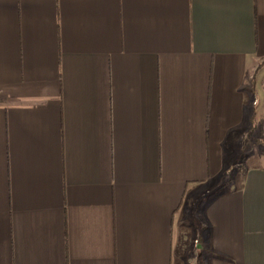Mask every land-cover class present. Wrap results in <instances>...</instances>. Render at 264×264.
Here are the masks:
<instances>
[{
  "label": "crops",
  "instance_id": "0c3cea01",
  "mask_svg": "<svg viewBox=\"0 0 264 264\" xmlns=\"http://www.w3.org/2000/svg\"><path fill=\"white\" fill-rule=\"evenodd\" d=\"M263 140L264 0H0V264H264Z\"/></svg>",
  "mask_w": 264,
  "mask_h": 264
},
{
  "label": "rangeland",
  "instance_id": "374dc122",
  "mask_svg": "<svg viewBox=\"0 0 264 264\" xmlns=\"http://www.w3.org/2000/svg\"><path fill=\"white\" fill-rule=\"evenodd\" d=\"M253 126L251 129V135L253 137H258V131H259V123L261 121V116L259 114L256 113V108H254V114H253ZM255 139V138H254ZM264 141V140H263ZM263 144H260V142H258L257 144L254 145V148L252 150V153H255L256 149L255 146L257 147V149L262 150V147H264V142H262Z\"/></svg>",
  "mask_w": 264,
  "mask_h": 264
}]
</instances>
